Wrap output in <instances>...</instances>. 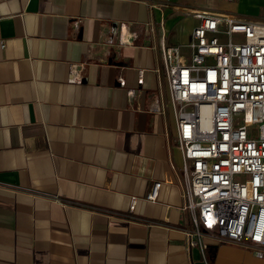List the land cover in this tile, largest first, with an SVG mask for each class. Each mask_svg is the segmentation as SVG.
<instances>
[{"label":"crops","instance_id":"obj_1","mask_svg":"<svg viewBox=\"0 0 264 264\" xmlns=\"http://www.w3.org/2000/svg\"><path fill=\"white\" fill-rule=\"evenodd\" d=\"M194 7L0 0V264H264L209 234L206 261L186 245L173 110L152 105L168 99L160 37L186 42ZM119 23L133 45L104 43Z\"/></svg>","mask_w":264,"mask_h":264},{"label":"built area","instance_id":"obj_2","mask_svg":"<svg viewBox=\"0 0 264 264\" xmlns=\"http://www.w3.org/2000/svg\"><path fill=\"white\" fill-rule=\"evenodd\" d=\"M152 7L156 3L150 4ZM189 39L159 48L168 99L159 93L152 109L173 110L181 152L184 230L188 249L206 261V234L216 241L250 246L264 256V22L194 10ZM137 32L119 23L105 44L133 45ZM158 70V69H157ZM139 82L143 71H139ZM71 80L81 81L72 69ZM119 84L124 85L122 77ZM133 92V90H129ZM161 182L145 199L155 201ZM137 197H131L133 210Z\"/></svg>","mask_w":264,"mask_h":264},{"label":"rangeland","instance_id":"obj_3","mask_svg":"<svg viewBox=\"0 0 264 264\" xmlns=\"http://www.w3.org/2000/svg\"><path fill=\"white\" fill-rule=\"evenodd\" d=\"M180 2L190 6H198L194 7L196 9L188 10L191 14L194 10H208L229 14L241 20L264 22V0H180ZM186 19L183 22L184 26L188 21Z\"/></svg>","mask_w":264,"mask_h":264}]
</instances>
